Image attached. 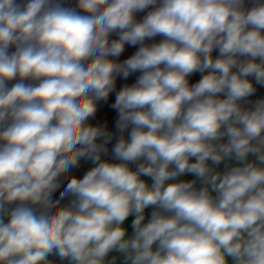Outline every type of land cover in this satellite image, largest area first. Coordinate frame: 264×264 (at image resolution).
Wrapping results in <instances>:
<instances>
[{
  "label": "clouds",
  "instance_id": "1",
  "mask_svg": "<svg viewBox=\"0 0 264 264\" xmlns=\"http://www.w3.org/2000/svg\"><path fill=\"white\" fill-rule=\"evenodd\" d=\"M0 264H264V0H0Z\"/></svg>",
  "mask_w": 264,
  "mask_h": 264
}]
</instances>
